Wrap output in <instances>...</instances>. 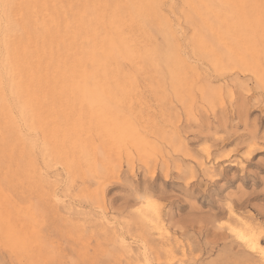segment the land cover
Masks as SVG:
<instances>
[{
  "label": "bare ground",
  "instance_id": "1",
  "mask_svg": "<svg viewBox=\"0 0 264 264\" xmlns=\"http://www.w3.org/2000/svg\"><path fill=\"white\" fill-rule=\"evenodd\" d=\"M258 1L179 0V4H175L173 0H68V11L55 13L52 28L36 30L35 44L33 47L31 46L32 49L35 46L33 54L36 52L33 55L35 60L29 58L36 62L38 91L35 88V92L37 91L38 95L40 94L39 97L41 96L37 110L31 108L35 118L22 119L23 125H17L14 119L13 121L5 120L6 122L0 127V186L3 183L12 187L13 183L7 176L8 171L11 175L25 176L23 169L27 168L24 167L28 162L30 168L27 169L31 170L32 167L33 170V174L28 170L32 175H29L30 178L33 177L31 184L35 185L36 189H23L21 186L22 189L17 191L21 193L20 196L26 194L34 197L35 202L40 204L41 209H46V212L56 211L53 203L55 195L50 190L51 187L47 188L48 183L39 168L41 165L36 168L35 159L30 157L31 153H25L24 128H36L39 132L41 152L44 158L46 157L47 166L52 165L47 162L59 159L67 164L69 172L75 166L73 164L75 153L80 154L86 162L88 161V164L92 162L91 160L103 156L101 151H96V143L93 142L97 137L102 141L104 135H107L105 133H109L107 129L116 133L122 141L129 142L132 138H139L138 142H144L147 139V135L143 136L147 131L144 128H155L158 137L168 141L174 135L171 138H165V133L156 128L161 127V124L157 125L156 122L164 121L165 110H167L163 109L161 102L166 95L165 89H168L167 91L175 99L183 101L181 103H184L186 94H189V98L194 100L193 92L195 90V93L199 91L197 94L203 104L215 106L214 103L217 105L223 103L224 93L222 91L218 90L217 92L213 89V91H209L211 90L210 86H207L209 88L207 90L205 82L208 78L201 76V73L204 72L199 68L201 63L210 67L213 70L212 73H215L216 77L218 75V78L225 77L226 71L228 74L230 73L229 83L231 85H226L229 95H232L235 88V90L239 89L247 93L253 90L257 93V97H262V94L264 96V21L259 17L262 12ZM182 22L187 27L185 32L180 28ZM1 32L3 33V31ZM11 32H9L10 37L8 35L10 39ZM29 32L34 34L32 31ZM23 33L24 31L20 36H24L25 33L22 35ZM26 35L28 36L27 33ZM1 36L3 37V34ZM31 37L33 36L29 35L28 38ZM3 39L1 40L3 41ZM22 39L27 40V38ZM5 40L9 41L8 38ZM259 42L262 49L261 46L258 48ZM261 50H263V54L260 57ZM9 51H11L10 48ZM20 51V49L19 51L15 49L16 53L21 54ZM15 52L10 54L12 58ZM27 53L24 54L27 55ZM3 54L1 55L3 56ZM20 56L25 55L22 53ZM5 57L8 58V56ZM3 58L0 57V59ZM20 58L23 59V57ZM5 61L7 60L5 59ZM31 61L30 66L34 63L32 61L31 64ZM21 62L19 65L23 64ZM27 62L25 61L24 65ZM29 64L27 63V65ZM19 65L11 68L15 70ZM32 68L34 70H30L31 73L35 72V68ZM206 69H204L205 72ZM17 70L19 71V68ZM239 71L242 74L245 73L243 75L251 77L243 80L241 74V81L240 75H237ZM208 72L211 75V70ZM13 74L16 75L14 71ZM17 75L14 76L17 81L22 77H25V80L31 78H26L22 74L23 76L21 75V78L17 79L19 78ZM248 79L252 82V89L248 88ZM209 81L210 79L208 83ZM32 82L30 80L29 83ZM12 84L15 90L20 85L18 82H12ZM2 85H4L3 72L0 71V92ZM30 85L32 86V84ZM25 90L27 89L24 88V92L21 93L27 94L34 89L28 90V92ZM13 93L15 92L13 91ZM151 96L158 102L157 111L151 110V114L140 112L137 106L146 102L145 99ZM195 99L198 101V98ZM3 100V97L0 98L1 103L6 105V100ZM23 101L19 97L21 115L26 114L24 109H27L26 101ZM28 104L31 105V103ZM202 106L204 105L200 104L198 108ZM195 110L197 112V109ZM192 116L196 117L193 114ZM67 140L75 149L72 153H69L65 148ZM32 145L28 147L32 149ZM204 155L210 161L211 154L205 152ZM223 159L230 160L229 158ZM216 160L220 159L215 158V162ZM199 164L202 165V163ZM88 166L91 170L89 173H92L93 176L101 174L104 179L114 178L112 170L105 168L101 170L100 167L97 170L94 165L89 164ZM194 176L192 174L191 178ZM27 179L29 180V178ZM1 187L0 224L3 225V234L13 248L24 250L32 258L35 254L33 250L38 252L36 257L42 256V247L39 244L34 247L31 239L29 241L30 233L27 227L31 220L43 223V212L36 206L33 211L20 212L19 210L18 214L16 201L11 199L13 201L9 202L12 204L10 206ZM90 200L96 202L97 196L91 195ZM4 204H8L11 209ZM247 205L246 200H238L235 206L229 202L226 220L223 224L220 222L216 227H213L220 232L219 238L222 242L224 256L220 261L211 264H264V228L257 218L242 211ZM54 214L52 215L54 218L50 217L52 225H47V227L56 228L57 217ZM158 222H160L159 211L153 204L147 202L144 206L133 210L130 218L119 226L120 233L123 234L122 229H125L137 237L134 240L138 245L136 252L132 251L125 242H122V237L121 241H118L115 231H104L102 236L107 242V246H111L110 249L113 251L106 250V258L101 261V264H138L141 261V264H187L191 262L198 264V257L192 258L190 253L188 255L186 252H183L182 258L178 259L171 254L164 253L165 262H161L160 250L157 248L158 243H155V241L157 242L156 238L161 236ZM169 242L173 244L170 240ZM170 243H166V245L170 246ZM236 247L238 248L237 252L229 253ZM46 249L48 250V248ZM70 250L72 251V249ZM188 250L190 252L191 248L188 247ZM51 251L53 252V250ZM39 260L41 259L39 258Z\"/></svg>",
  "mask_w": 264,
  "mask_h": 264
},
{
  "label": "rangeland",
  "instance_id": "2",
  "mask_svg": "<svg viewBox=\"0 0 264 264\" xmlns=\"http://www.w3.org/2000/svg\"><path fill=\"white\" fill-rule=\"evenodd\" d=\"M67 1L0 0V53H4L3 56L0 54L1 58L4 57L0 59V71L3 72L4 83L0 98L3 97V101L6 100V105L0 101V127L9 120L13 121L14 119L17 125H23V120H31V117L35 118L33 110H37L38 101L41 99L40 94L38 95L37 92L38 85L36 86L38 84L36 62L33 61L35 60L33 55L36 54V52L33 54L35 46L32 49L33 44H35V32L40 28H52L55 13L68 11ZM178 1L173 0L175 4H179ZM258 2L261 3L260 0ZM259 17L264 21V14ZM184 26L182 22L180 28L185 32L187 27ZM28 30L34 32V34ZM23 31L28 36L25 37L24 33L22 34L24 36H20ZM9 32L12 33V36L14 35L11 36V39L9 38ZM1 33L5 37L4 39ZM29 35L33 36L31 37L33 39L28 38ZM7 38L9 41L5 40ZM22 38H27V40ZM28 46L30 47L28 48ZM259 47L263 48L261 43ZM9 48L12 52H15V49L16 51L20 49V53L22 52L25 56H20L22 53L17 52V54L15 52V55H12L13 58H16L15 60H18L16 62L10 56L12 52L9 51ZM23 51L28 52L27 55ZM262 54L263 50L260 51L259 56ZM5 56H8V58ZM20 57H23V59ZM29 58L33 59L34 63ZM24 59L26 62L28 61V64L30 61L33 64L30 66V64L25 63L24 65ZM21 60L24 62H21ZM20 62L23 64L19 65ZM15 63L17 64L15 65ZM18 65L19 71L18 68L15 70L11 68ZM203 65L205 64H199V68L204 71L202 73L200 71L202 78H208L205 82L206 87H211L209 91H222L224 93L223 103L221 105L214 103L215 106L212 105L213 107L207 103L203 104L200 101L201 99L199 100V94H197L199 91L195 93L196 90L193 92L194 100H191L189 94H186L187 97L184 98V103H181L183 101L180 102L175 99L167 91L168 89H165L167 96L165 95L161 102L163 109L167 110H165L164 121L161 123L156 122L157 125L161 124V127L156 128L165 133V138H171L173 135L175 138L173 136L167 141V139L158 137L155 128L146 127L144 130L147 131L143 136L147 135V139L144 142H138L139 138H132L129 142L122 141L110 129H107L109 133L105 134L108 136L104 135L102 141L93 136L96 151H101L103 156L91 160L92 162L89 164L96 166L97 170L98 167L101 170H104V168L112 170L114 172L113 179H104L101 174L93 176L92 173H89L91 170L88 161L86 162L77 153L74 154L73 164L75 166L72 167L71 172H69L67 164L59 159L47 162V164H52L53 167L52 165L47 166L46 157L44 158L41 152L39 132L36 128H24L25 153H31L30 157L35 159L34 165L36 168L41 165L39 168L47 181L46 183H48V186H46L48 189L51 187L50 190L55 195L53 203L56 211L46 212V209H41L40 204L35 202L34 197L26 194L20 196L21 193L17 191L22 187L23 189H36L35 185L31 184L33 177L30 178L32 176L30 173L33 174V170L32 167L31 170L27 169L30 168L28 162L24 167H27L25 169L27 171L23 169L25 176L11 175L8 171V179L13 183L11 186L15 188L13 189L9 184L8 187L7 184L4 185L3 183L4 187L0 186L4 195L7 196L8 204L13 200L16 201L18 214L19 210L20 212L33 211L36 206L43 212V223L39 221L36 223L31 220L27 230L30 233L28 239L29 241L31 239L32 246L35 247L39 244L44 252L42 251V256L38 255L36 257L38 252L33 250L35 254L32 258L24 250L13 248L3 234V225L0 224V264H58V262L60 264H101V261L106 258V250H112L110 249L112 247L107 246L108 244L102 236L104 231H115L116 239L121 241L123 238L122 242H125L132 251L136 252L138 245L135 244L134 240L137 237L131 235L125 229H122L123 234L120 233L119 226L130 218L133 210L144 206L147 202L153 204L159 211L160 222H158V226L160 227L161 236L156 238L157 242L155 241V243H158L157 248L160 250L162 263L165 262L164 253L166 255L171 254L178 259L182 258L183 252L188 255L190 253L192 258L198 257V264H211L220 261L224 256L222 242L219 238L220 232L213 227H216L220 222L223 224L226 220L229 202H232V206H235L238 200H246L248 205L242 211L257 218L264 228V96L262 94V97H257V93L253 90L247 93L239 89L235 90V88L231 93L232 95H229L226 85H231L229 83L230 73L228 74L226 71L225 77L220 76L221 78H218V75L216 77V74L212 73L213 70L210 67ZM25 66L28 68L26 69ZM32 67L35 68L34 75L30 71L33 69ZM24 68L25 71L27 70L25 75ZM204 69L207 70L206 72L211 70V75L209 72L206 73ZM13 71L16 75L18 74L17 77L19 78L17 79H20L22 74L26 78H31L25 80V77H22L26 84L24 80L21 82L22 79L19 82L15 79L14 76L16 75L13 74ZM16 71L18 72L16 73ZM228 71L230 72V70ZM21 72L23 73L21 74ZM240 72L237 75H240L242 81V73ZM214 74L215 76H213ZM243 74V80L251 77ZM8 78H10V81L7 80ZM29 79L31 82L34 80V83H29ZM12 82L20 83L21 87L24 86L27 89L26 92L34 90L23 94L21 92H24V88L18 85L15 90ZM247 82L248 88L252 89L251 80L248 79ZM31 87L32 89H30ZM19 97L22 101L24 100L23 102L26 101L27 109L24 107L26 109H24V112H26L24 115L20 114ZM195 98H198V101ZM145 101L137 106L140 112L151 114V110L157 111L156 105L158 102L155 101L153 96L146 98ZM32 102H34L33 105ZM28 103H31V105ZM198 103L204 106L198 108L200 106ZM165 106L166 108H164ZM195 109H197V112ZM189 112L195 115L194 118L196 119ZM189 116L191 117L189 118ZM150 118L153 119V117ZM31 144H33L32 149L28 147ZM65 148L69 153L75 151L68 140L65 142ZM205 152L211 154L210 161L204 155ZM215 158L220 160L215 162ZM223 158H229L230 160L225 161ZM199 163H202V165ZM28 170H30V173ZM192 174L196 177L191 178ZM212 174L214 175L209 177ZM27 178L31 180L29 181ZM93 194L97 196L96 202L90 200V196ZM8 204L4 205L7 207L12 205ZM9 208L11 209V207ZM53 213L57 217L55 220V222L57 221L56 228H53V226L47 227V225H52L50 217H53ZM32 224L33 226H31ZM166 243L171 245H166ZM188 247L191 248L190 252ZM237 251L238 248L236 247L229 253ZM138 256L140 259L139 254ZM39 258L42 262L41 260L38 261ZM141 263L142 261L138 264Z\"/></svg>",
  "mask_w": 264,
  "mask_h": 264
},
{
  "label": "snow or ice",
  "instance_id": "3",
  "mask_svg": "<svg viewBox=\"0 0 264 264\" xmlns=\"http://www.w3.org/2000/svg\"><path fill=\"white\" fill-rule=\"evenodd\" d=\"M259 7L261 9L262 14H264V0H261Z\"/></svg>",
  "mask_w": 264,
  "mask_h": 264
}]
</instances>
